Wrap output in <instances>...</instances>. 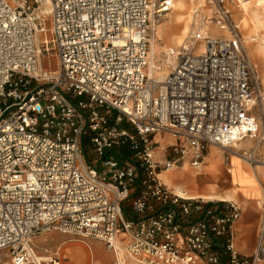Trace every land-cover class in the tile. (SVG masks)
I'll list each match as a JSON object with an SVG mask.
<instances>
[{
  "label": "built area",
  "instance_id": "1",
  "mask_svg": "<svg viewBox=\"0 0 264 264\" xmlns=\"http://www.w3.org/2000/svg\"><path fill=\"white\" fill-rule=\"evenodd\" d=\"M172 1L0 0V251L13 264H63L60 249L34 250L52 230L104 242L117 264L121 248L141 264H264V180L245 253L240 204L181 197L161 176L199 168L212 147H264L261 82L228 0L206 21L230 36L196 32L165 51L163 80L151 69Z\"/></svg>",
  "mask_w": 264,
  "mask_h": 264
},
{
  "label": "bare ground",
  "instance_id": "2",
  "mask_svg": "<svg viewBox=\"0 0 264 264\" xmlns=\"http://www.w3.org/2000/svg\"><path fill=\"white\" fill-rule=\"evenodd\" d=\"M195 1L196 0H176V3L172 5V11L165 15V24L159 27V29L157 28L156 34L151 40V69H154V61L158 59L163 48L170 45L171 48H176L184 44L186 37H188L190 33H193V35L196 33L193 32L195 27L199 31L208 30L209 32L211 31L212 34L219 35H226L227 31H229L228 29L222 30L217 27V25L207 24V21H205L204 26L199 25L201 20L198 18V15L195 14L197 8L191 6ZM236 1L240 3L238 14H240L239 21L245 29V37L247 40L246 48L254 63L264 67V0ZM46 3L50 4V1ZM198 3L204 6L205 0H198ZM177 28L181 29L182 32L180 34L175 33ZM161 41L164 42V46ZM167 73L168 69L166 67H161L159 79L163 80ZM156 140L164 144L171 141V136L166 135L161 137L157 135ZM256 146L257 145L253 144L249 138L237 142L235 147L229 150L233 155L227 168L223 166L225 150L213 147L207 157L208 163L201 169L205 170L213 180V183L207 188L196 186L195 173L186 175L185 172L190 168L188 165H185L181 171L174 169L164 172L161 176L164 183L181 197L240 202L241 207L243 206L242 208L245 215H247L246 217H249L251 201L256 202L258 207L261 206L263 199V180L259 177L260 172H257L255 169L251 171L247 167V163L249 165L251 164L243 153L240 154L239 151L245 147L254 148ZM222 190L226 191L221 193ZM47 238L48 237L44 240ZM88 245L90 246L93 256L97 258V264H111V258L107 252V255L105 254L102 256L94 250L91 244ZM116 255L121 258V264H127L124 259L125 250L123 248L117 250ZM66 257L67 261L65 264H88V253L82 244L69 245L66 251ZM130 259L137 263L131 262L129 264H141V261L135 258Z\"/></svg>",
  "mask_w": 264,
  "mask_h": 264
},
{
  "label": "rangeland",
  "instance_id": "3",
  "mask_svg": "<svg viewBox=\"0 0 264 264\" xmlns=\"http://www.w3.org/2000/svg\"><path fill=\"white\" fill-rule=\"evenodd\" d=\"M173 3H176V0L172 1V5H173ZM228 4L231 7V11H232L231 12V19L233 20V22L236 25H238L237 30L243 36V38L245 40V46H246L247 40L245 37V29L243 28V25L239 21L240 14H238V11L240 9V3L237 2L236 0H228ZM191 6H193V7L195 6V8H197L195 10V14L198 15V18L201 20L199 25L204 26L205 21L208 18V16L212 15L213 8H214L213 0H205L204 6H202L200 3H198V0H196L195 2H193L191 4ZM170 11H172V6H171L170 10L167 11V13ZM165 15L162 18H160L159 21H156L154 23L153 37L156 34L157 28L159 29V27H161L165 24V22H166ZM222 30H226V29H222ZM228 30L229 31H227V34L222 35V36H230L231 35V29H228ZM181 32L182 31L180 28H177L175 30L176 34H180ZM193 32H199V30L195 27ZM209 33L212 34L211 31ZM192 35H193V33H190V35L188 37H186L185 42L190 40V37ZM214 35H219V34H214ZM151 43H152V41H151ZM161 43L164 46V42L161 41ZM199 44H201V43L199 42ZM173 48H175V47H173ZM168 49H171V45L166 46L165 48H163L161 50V53L159 54L158 59H156L154 61V64L156 66H160L162 68L166 67L169 71L170 66L167 65L165 62H163L165 51H167ZM247 52H248V50H247ZM248 54H249V52H248ZM48 57H50L53 60V63L51 66H49V64H48V61H47ZM250 58H251V56H250ZM42 60H43L44 68L46 67V68H50V69H56L57 65H56V53H55V51H51V53H49V55L44 54ZM251 60H252V58H251ZM256 66H257V70H258V76H259V79L261 82L262 93L264 95V79H263L264 67L259 66L257 64H256ZM160 73H161V69H160V71L156 72L158 77H159ZM260 111H261V109H260ZM255 112L257 115H261L262 117L264 115L262 113H258L257 107L255 108ZM251 141L253 142V144L257 143L254 140H251ZM244 150H246L248 152L250 150L256 151L257 162H255L254 164H251V165H249L247 163V167L251 171H253L255 169L257 172H260L259 177H260V179L264 180V147H257V148L256 147H254V148L253 147H249V148L245 147L244 149L240 150L239 153L242 154L244 152ZM232 155L233 154L230 151L224 152L223 166L225 168L228 167V163L231 161ZM207 157H206L204 163L202 164V166L200 168H197V169L196 168H189V170L185 172L186 175H190L191 173H195L196 174V176H195L196 186H199L202 188H207L211 183H213V180L210 178V175L205 170H201V169H203L205 164L208 163ZM262 164H263V166H262ZM176 169H178V171L182 170L180 168H176ZM225 191L226 190H222L221 193H223ZM238 204H240V202ZM260 213H261V208H260V206L258 207L256 205V202H254V201H251V203H250V216L249 217H246L247 215H245L244 210L242 208V218L236 224L238 234H239L238 239H237V241H238L237 244H240L243 246L246 243V239H248V240L251 239L253 241V243L256 242V232H257V227H258V223H259ZM46 237H48V238L46 240H44ZM33 243H34V250L39 255L52 254V253H55L58 249H60V252L63 253V264H65V262L67 261L66 251H67L68 246L71 244H82V245H84V247L86 248L87 253H88V264H97V258L93 256L91 249H90V246L88 244H91L92 247L94 248V250L97 253L101 254L102 256H104L107 252L111 258V264H117L116 257L114 256L113 250H110L105 245L104 242L97 240V239H94L92 237H85L81 234L77 235V234H72V233H64V232L59 231V230H52L50 232H43V233L37 234L33 238ZM240 249H241V247H240ZM124 259L126 260L127 264H129L131 262H134V263L136 262V261L130 259V257L127 256L126 254L124 256ZM0 264H13L12 256L8 250L0 251Z\"/></svg>",
  "mask_w": 264,
  "mask_h": 264
},
{
  "label": "crops",
  "instance_id": "4",
  "mask_svg": "<svg viewBox=\"0 0 264 264\" xmlns=\"http://www.w3.org/2000/svg\"><path fill=\"white\" fill-rule=\"evenodd\" d=\"M212 148H211V150H212ZM211 150H210V152H211ZM210 152H209V154H210ZM180 169H183V167H180ZM238 236H239V234H238V230H237V239H238ZM237 243H238V241H237ZM237 245H239L238 246L239 248L240 247L243 248V249H240L241 251H243L245 253H251L254 250L255 243H253V241L251 239L250 240L246 239V243L243 246L240 244H237Z\"/></svg>",
  "mask_w": 264,
  "mask_h": 264
}]
</instances>
